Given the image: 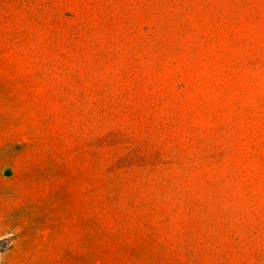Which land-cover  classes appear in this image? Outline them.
<instances>
[{"label": "rangeland", "instance_id": "1", "mask_svg": "<svg viewBox=\"0 0 264 264\" xmlns=\"http://www.w3.org/2000/svg\"><path fill=\"white\" fill-rule=\"evenodd\" d=\"M0 264H264V0H0Z\"/></svg>", "mask_w": 264, "mask_h": 264}]
</instances>
